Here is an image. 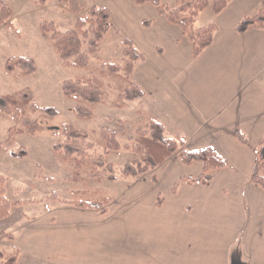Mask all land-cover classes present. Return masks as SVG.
Listing matches in <instances>:
<instances>
[{
	"label": "crops",
	"instance_id": "obj_1",
	"mask_svg": "<svg viewBox=\"0 0 264 264\" xmlns=\"http://www.w3.org/2000/svg\"><path fill=\"white\" fill-rule=\"evenodd\" d=\"M263 3L231 0L196 26L201 11L194 26L213 23L216 30L196 57L181 27L164 15L143 27L135 18L139 35L130 39L144 59L131 77L145 92L137 113L159 122L167 137L184 139L187 149L213 148L228 165L211 171L206 184L189 183L181 177L196 178L201 165L184 164L174 153L131 177L105 213L64 205L54 222L46 214L40 238L54 262L264 264V188L250 179L264 134V28L237 31Z\"/></svg>",
	"mask_w": 264,
	"mask_h": 264
},
{
	"label": "rangeland",
	"instance_id": "obj_2",
	"mask_svg": "<svg viewBox=\"0 0 264 264\" xmlns=\"http://www.w3.org/2000/svg\"><path fill=\"white\" fill-rule=\"evenodd\" d=\"M1 1L11 7L12 13L0 24V94L28 87L38 109L27 110L24 115L0 113V176L5 179V197L11 205L8 215L0 218V264L10 257L15 258L14 264H57L41 243L39 225L44 216L47 214L48 221L54 222L58 209L64 205L75 206L72 202L79 201L82 195L91 199L117 195L127 182L134 180L123 175V166L140 159L131 146L137 130L146 128L150 119L137 113L143 107L138 99L127 102L123 108L112 107L120 80L107 71L102 75L99 70L103 64L122 63L123 40L132 41L130 38L139 35L133 22L137 16L152 21L159 13L153 4H136L133 0H125L128 9L117 0H78L83 7L80 13L70 11L57 0H46L43 4L39 0ZM102 3L111 9L113 16L99 42V50L90 55L86 68L65 65L49 36L41 32L40 22L52 21L59 31L73 29L77 17L86 16L92 6ZM161 3L173 7L176 0H161ZM207 16H212L209 7L200 15L196 26L206 23ZM139 24L143 27L140 20ZM89 38L84 39L82 51H88ZM18 55L31 57L36 71L19 78L14 75L19 70L6 73L5 61L9 56ZM93 76L103 81L107 96L104 104L93 108V118L85 120L75 113L77 102L64 96L62 83ZM26 118L34 121L33 133L27 131ZM68 125L82 132L80 138H71L68 142L80 150H88L94 157L104 154L99 143L101 128L113 130L121 147L104 156L109 165L106 162L95 165L93 170L87 166L78 174V180L72 181L73 160H64L61 156ZM17 128L24 131L14 133ZM58 143L62 146L60 152L54 150ZM88 144L93 148L88 149Z\"/></svg>",
	"mask_w": 264,
	"mask_h": 264
},
{
	"label": "trees",
	"instance_id": "obj_3",
	"mask_svg": "<svg viewBox=\"0 0 264 264\" xmlns=\"http://www.w3.org/2000/svg\"><path fill=\"white\" fill-rule=\"evenodd\" d=\"M45 3L46 0H39ZM64 4L68 9L75 13L83 11L82 5L78 0H57ZM136 4H153L157 12L164 15L168 22L177 24L187 35L192 45V55L198 56L213 39V33L216 30L215 24L211 23L206 26L196 28L194 26L195 18L201 11L209 7L214 14H219L231 0H176L175 6L162 4L161 0H133ZM11 7L4 1L0 0V24L8 20L11 16ZM110 20L108 9L101 5L92 6L86 16L77 17L73 29L59 31L52 21L43 20L40 22V30L43 34L48 35L55 52L61 61L68 66L75 68H86L89 65L90 55L99 50V42L102 40ZM144 26H149L151 21L144 19ZM10 26V22H7ZM264 28V10L256 14L245 16L237 25V31L243 33L250 27ZM85 27H88L85 29ZM88 31H90L88 33ZM88 51H82L84 39L89 37ZM123 59L121 64L108 63L103 64L99 73L105 75L106 71L113 77L118 78L117 92L111 106L123 108L126 103L132 100L140 99L145 95L142 87L132 80V73L137 61L144 59V54L140 52L129 39L123 40ZM106 65V66H105ZM4 69L6 73L12 74L16 70L15 77L27 76L36 71V66L31 57L27 56H9L5 61ZM62 91L65 97L75 100L77 106L74 107L76 115L85 120H91L94 116L93 108L97 105L104 104L107 96L105 85L98 77L75 78L65 80L62 83ZM38 104L35 101L32 91L28 88H22L6 94H0V113L1 114H26L27 110L36 111ZM24 124L29 125L28 132L35 131L34 121L26 118ZM24 130L17 128L14 133H21ZM66 143H64V152L61 156L64 160H73L74 168L72 181L78 180L77 176L87 166L95 168V165L105 164L104 156L112 151L120 149V143L116 138V133L108 128H101L100 136L104 154L94 157L88 154V150H80L68 142L71 138H80L81 131L68 125L65 129ZM237 137L242 143L247 142V138L241 132H237ZM129 147V146H126ZM62 146L58 143L54 145V150L60 152ZM88 149L93 145L88 144ZM133 151L140 156L123 166L122 173L125 177H135L146 173L160 164L167 157L177 153L181 162L190 164L198 162L201 165V173L196 178L181 177V180L189 183L197 182L206 184L211 179V171L228 165L227 160L218 154L211 147H204L196 150L185 148L184 139H173L165 136L164 127L154 119H150L149 124L144 129H138L134 138V144L131 146ZM99 161V163H98ZM110 163L106 162V165ZM250 179L253 183L264 188V134L260 138L255 148V161ZM5 179L0 176V218L8 215L10 202L5 197ZM176 186L173 187L175 191ZM79 193V192H78ZM110 196H101L100 198L91 199L82 195L79 201H73L72 204L78 208H89L105 213L107 205L110 203ZM15 258L10 257L4 264H14Z\"/></svg>",
	"mask_w": 264,
	"mask_h": 264
}]
</instances>
